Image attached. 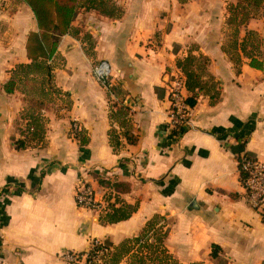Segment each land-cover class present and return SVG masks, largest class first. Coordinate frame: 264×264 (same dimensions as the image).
<instances>
[{
	"label": "crops",
	"instance_id": "crops-1",
	"mask_svg": "<svg viewBox=\"0 0 264 264\" xmlns=\"http://www.w3.org/2000/svg\"><path fill=\"white\" fill-rule=\"evenodd\" d=\"M226 1L119 0V19L80 9L40 69L17 70L32 64L26 42L37 26L22 0H0V264H68L59 254L83 253L92 240L116 249L155 217L180 264H212V245L228 264H264V226L247 204L238 169L242 155L264 163V28L249 20L231 50ZM246 31L260 36L261 70L240 51ZM189 56L207 65L191 127L172 141L165 132L167 87L176 63ZM101 61L128 105L124 118L93 78ZM12 78L15 89L7 94ZM27 124L36 135L28 136ZM73 124L85 146L73 138ZM96 177L129 191L113 193ZM80 181L99 195L108 191V205L136 211L101 224L106 211L75 205ZM119 264H129L128 257Z\"/></svg>",
	"mask_w": 264,
	"mask_h": 264
},
{
	"label": "trees",
	"instance_id": "trees-1",
	"mask_svg": "<svg viewBox=\"0 0 264 264\" xmlns=\"http://www.w3.org/2000/svg\"><path fill=\"white\" fill-rule=\"evenodd\" d=\"M31 10L37 26V33H30L27 37L26 52L31 61L29 66H18L17 70H38L43 61L49 59L56 51L59 38L66 35L71 30V25L77 17L79 10L94 11L110 19H119L122 10L117 6L115 0H22ZM184 3L185 0H179ZM236 4L229 8L228 26L234 28V42L230 49H237L239 29L246 27L249 20L254 15L264 9V0H235ZM240 51L250 60V67L256 70L263 68L261 60V39L258 33L246 31L244 38L239 44ZM231 61L239 65L240 58L231 56ZM178 70L185 79V86L188 97L186 103L192 109L196 105L197 93L201 90V77L205 71L207 61L197 60L194 57H187L185 60L176 63ZM33 72V71H31ZM15 89V79L12 78L4 85V91L7 94L13 93ZM115 111L120 118L128 113V108L116 107ZM113 118V114L111 115ZM31 123V122H30ZM123 125V121L121 123ZM28 136L36 135V130L32 124L25 127ZM186 130L179 132L181 136ZM177 133L172 132L169 139ZM178 135V134H177ZM128 143L134 144L135 140L127 133L124 134ZM111 147L115 150L119 144L114 132L109 134ZM77 140L81 146L87 144V139L82 135H77ZM18 150L24 149L25 141H18L15 144ZM248 156V155H247ZM239 169V168H238ZM43 175V174H41ZM245 173H239L240 181L246 178ZM97 178V177H96ZM99 184L104 188H109L113 193H127L129 187L121 183H109L97 178ZM110 199V198H109ZM136 211V206L123 205L116 207L115 204H109L107 210L99 221L103 225L115 224L128 220ZM159 218L155 217L146 223L141 233L131 240H126L118 248H114L105 254L101 264H119L125 257H128L129 264H180L175 260L165 248L164 242L167 237V230L162 226H157ZM104 247L111 249L109 242H104ZM102 247H96L94 252ZM210 260L212 264H228L224 258L223 251L216 245L211 246ZM202 264V263H192Z\"/></svg>",
	"mask_w": 264,
	"mask_h": 264
},
{
	"label": "built area",
	"instance_id": "built-area-1",
	"mask_svg": "<svg viewBox=\"0 0 264 264\" xmlns=\"http://www.w3.org/2000/svg\"><path fill=\"white\" fill-rule=\"evenodd\" d=\"M92 75L105 91L110 107H128L125 99L117 93L118 86L113 82V75L108 62L101 61L95 64L92 68ZM167 91L169 109L165 132H168L169 135L172 132L177 133L178 135H173L170 138L174 141L180 137L179 132L191 127L190 114L192 109L186 103L188 94L185 79L179 70L171 75ZM71 133L73 138L77 140V135L80 133L77 124L72 125ZM238 168L239 173L243 172L247 175L241 181L247 204L256 212L264 226V163L247 155H242L238 158ZM75 205L79 209L101 215L107 210L108 202L104 199V195H99L91 183L80 181L75 188ZM99 246L102 249L94 252L95 248ZM109 251L111 249L105 248L104 242L92 240L85 252L64 251L59 254V258L68 264H101L103 256Z\"/></svg>",
	"mask_w": 264,
	"mask_h": 264
},
{
	"label": "rangeland",
	"instance_id": "rangeland-1",
	"mask_svg": "<svg viewBox=\"0 0 264 264\" xmlns=\"http://www.w3.org/2000/svg\"><path fill=\"white\" fill-rule=\"evenodd\" d=\"M118 1L119 0H115V2H118ZM233 1H234L233 4H231V1L230 0L226 1V4H227L226 5L227 6L226 7V10H227L226 24H227V22L229 20V16H230V13L228 12L229 11V8L232 5H235L236 4V1L235 0H233ZM253 17H254L253 18L254 19V22H256V25L259 26L258 29H263L264 28V9L261 10V11H259L258 13H256ZM233 30H234L233 27H231V28L230 27H227V35H228L229 38H232V36H233ZM108 196H109V194H108V191H107V193L104 194V198H108Z\"/></svg>",
	"mask_w": 264,
	"mask_h": 264
}]
</instances>
